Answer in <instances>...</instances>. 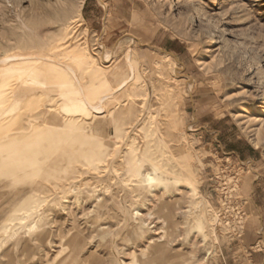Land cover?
I'll list each match as a JSON object with an SVG mask.
<instances>
[{"label": "rangeland", "instance_id": "374dc122", "mask_svg": "<svg viewBox=\"0 0 264 264\" xmlns=\"http://www.w3.org/2000/svg\"><path fill=\"white\" fill-rule=\"evenodd\" d=\"M58 10L65 13L66 22L71 24L69 43L86 44L96 61L110 72L120 69L125 53L132 50L134 77L107 102L104 117L96 120L106 127L102 138L108 143V151L114 153V159L127 154L131 143L142 150L144 133L139 126L152 112L156 126L166 133L163 137L168 144L175 145V149L184 148L186 158L182 162L196 176L203 203L201 207L194 205L185 190L177 186H171L167 193L157 188L150 192L144 183H141L143 190L134 189L125 169L115 172L104 161L95 172L90 165L82 164L85 158L76 156L73 163L81 164L77 163L76 171L68 174L67 182H58L60 187L54 181L42 180L48 197L37 211L49 208V200L60 198L61 190L77 185L76 193H66L73 214H64L51 205L34 230L45 228L48 231L45 241L32 240L24 252L21 245L17 252L11 250L14 263L47 264L59 249L58 229L64 231L76 225L84 237L82 255L93 253L102 259V264H130L131 253L139 262L132 264H144L141 260L147 264H264V0H0V58L19 50L50 53L48 48L64 22ZM80 14L84 21L78 20ZM201 21L208 28L206 25L203 28ZM118 39L121 43L111 61L101 59L97 42L104 41L110 48ZM42 63L50 65L52 60ZM170 63L181 71L172 73ZM3 68L0 65V73H4L0 74V80L8 81L11 73ZM124 75H128L126 70ZM84 77L80 80L88 97L94 95L96 84L98 89L103 88L93 76ZM45 82L47 86H36L23 96L19 112L15 113L12 107L13 112L0 117V121L6 122L18 113L21 115L20 124L0 128V131L8 129L6 138L24 133L27 125L24 119L43 107H53L45 108L47 111L56 110L44 115L46 122L58 118L62 123L79 113L72 112L75 107H68L65 102L64 92L68 89V94H73L71 87L64 88L53 77ZM128 105L136 113L141 111L136 122L132 117L122 119L123 109ZM170 108L179 116L178 135L174 138L170 135L176 131L165 123ZM85 121L91 124V119ZM115 126L120 129L121 138L113 137ZM15 127L18 129L12 130ZM85 134L87 140L94 138L91 132ZM85 139L75 131L57 132L41 141L43 154L36 158L43 159L44 153L56 148L82 155L81 150H92L95 145ZM9 185L0 175V223L26 196L44 195L41 189L36 192L33 186L18 184L17 188L23 191L12 196L14 189ZM75 196L83 197L81 206L71 204ZM96 197L101 205H97ZM164 202H168L169 217L162 212ZM134 209L147 223V230L139 237L129 233L138 222L132 214ZM198 211L206 216L204 238L192 224ZM98 212L104 214L98 221L89 222ZM210 213L216 215L213 226L208 220ZM33 219L32 215L26 223ZM100 228L108 234H101ZM34 231L28 235L32 237ZM161 243L162 254L141 256L145 248L149 255ZM8 247L9 242L0 248L1 264L9 259L5 260L3 255Z\"/></svg>", "mask_w": 264, "mask_h": 264}, {"label": "bare ground", "instance_id": "6f19581e", "mask_svg": "<svg viewBox=\"0 0 264 264\" xmlns=\"http://www.w3.org/2000/svg\"><path fill=\"white\" fill-rule=\"evenodd\" d=\"M82 2H84V0H82ZM169 3L171 5L172 2L170 1ZM58 11L60 12V10ZM60 18L62 21H64L62 24L63 26H61L60 33L55 37L54 41L48 48V50H50V53H35L31 52L32 50L26 53L19 50V52L12 51V53H7L0 58V65L5 66V68L3 69L9 70V73L12 74L7 77L8 81L0 80V104H2L3 107V110L0 112V117H3L4 114L9 113L10 111L13 112L12 107L14 108L15 113L19 112V106L22 107L21 102L24 100L23 96L25 94H28L29 91H32V88L36 86H47L45 79H47L48 77H53V79L56 82L60 83V85L64 88L71 87L69 89H73V91H71L73 94H68V89L64 92L65 102L67 103L68 107H75V109L71 110L72 112H79L78 114H76V116L74 115V117H69L62 120V123L58 122V118L50 122H46L44 119H46L47 116L53 114V111H56H47L45 108H48L49 106H46L41 108L40 111L35 112L34 114H31L29 116L27 115V118L24 119L25 122H27V125L24 127V133L11 135L6 138L5 136L8 133V129L0 131V175L4 176L7 179V183L13 186L14 190L11 192L12 196H15L23 191L22 188H17L18 184H26V187L33 186V190L36 192L41 189V191H43L42 193L44 194L43 196L41 195V197L35 194L26 196L17 204L14 210L10 211L7 218L5 217V220L4 218H2L4 221L2 220L3 222L0 223V248L3 247L7 242L11 244V247L6 248L3 252L5 260L6 257H9L6 263L1 261L3 262V264H15L13 259H11V250H18V247H20V245L23 246L22 250L24 252L30 246V242L32 240H39L41 242L45 241L48 231L45 228H40L39 230H37V232H35L34 230L37 227V221L43 218V214L45 212L51 210V205H55L56 207H58L64 214H73L70 208V201L67 194L69 192L76 193L79 187L77 185H71L64 190H61L60 193L62 196L60 198H58L57 200H49V208L47 207L46 210L40 213H38L37 211L40 210V207L44 204V202L47 201L46 198L48 197V193L47 191H45L46 186L41 184V182H43L42 180L46 181L47 183L54 181L53 183H55V186L60 187L61 185H58V182L68 179V174L76 171L77 163L81 164L80 162H75V164L73 163L72 160L76 159V156L79 159L85 158V161L82 164H87V166L90 165V168H92L94 171H97L98 166L100 165L99 163H102L104 161L109 162L115 172H120V170L125 169L130 177L127 178L134 184V189L143 190L144 187H141L143 185L141 183H144L147 185L145 188H147L150 192L157 188L162 193H167L171 186H177L179 187L178 189L182 188V191L185 190V193L190 199H192L194 205H198L199 207H201L203 203V195L198 189L196 176L192 173H189L182 162V159L186 158V156H184V148L181 147L178 148V150L175 149V145L172 146L173 144H168V142L163 137L164 135H166V133L160 130L161 127L159 128L158 126H156V121L152 112L148 113V115L145 117V119H143L139 126V130L144 133V145L142 144V150L138 149L136 146H133L131 143L129 144V150L127 151V154L121 155V159L119 160L114 159V153L108 151V143L105 142L102 138V136L105 135L106 127H101L100 123L96 120L98 118L104 117V114H106L107 102L110 103L111 101L109 100L113 98L118 91L125 89V87L128 86L130 79L134 77L135 65L131 55L132 50L128 49L125 53L124 63L122 62V67L115 70L114 72H110L106 67H103L96 61L86 44L69 43L71 39L69 33L71 24L70 22H66L68 18L65 13H62L60 15ZM72 18L74 17H71V19ZM78 20L84 21L81 14L80 19ZM200 23L204 28L206 24H204L202 21ZM129 41H131V39H129ZM103 42H97L100 47L101 59L105 60L106 62H110L116 52V49L119 47L121 40L118 39L112 44L110 48H107L108 46L106 47ZM44 60H52V64L45 65L42 63V61ZM55 64H58V66H56ZM169 67L172 73H178L179 70L176 65L170 63ZM124 70L127 71V76L124 75ZM67 76H69L73 81H71L69 78L66 79ZM84 76H93L95 80H98L100 83H102L103 88L98 89V85L96 84L94 87L96 89L93 92L94 95L88 97L87 95H85L86 93L80 80V78H83ZM78 95L80 97H78ZM49 108L53 109V107ZM123 110L124 111L121 114L122 119L132 117L133 122H136L142 115L141 111L139 113H136L134 111V107L131 105H128V107ZM109 113H112V110L109 111ZM18 114H16L14 118L6 122H4V120H1L0 128L20 124V121L22 119L20 117L21 115L18 116ZM45 114H47V116L44 118ZM166 114L168 121L165 123H167V126L176 131L173 132L170 136L172 138L177 137V121L179 116L177 115L175 109L173 111V109L171 108L166 111ZM28 118L31 119L28 120ZM88 118L91 119L90 125L86 124L87 122L85 121ZM34 120H36L38 124H36ZM87 126H89V130H87ZM17 129L18 128L15 127L12 130ZM21 129H23V127ZM116 130L117 131L115 132L113 137L121 138L122 135L120 129L116 128ZM70 131L78 132L79 135H82L84 139L87 136L85 133L91 132L94 138H91L89 140L85 139V141H94L95 145L92 147L93 149L90 150L91 148H89L86 151L81 150L82 155H78L75 154L72 150L61 149L63 147H60L61 150H58L59 148H56V150L58 151L54 150L53 152L44 153L43 159L36 158L37 155L43 154L41 141L50 137L52 138L57 132L69 133ZM51 144H53V142ZM124 145H126V143H124ZM175 157H179L180 160L174 159ZM144 164H147L145 168H143ZM6 185L7 184H5V186ZM8 193H10V191ZM96 199V202H98L97 205H101L99 200L100 198L96 197ZM75 202L77 203V205L81 206L83 203V197L75 196L73 201H71V204ZM167 208L168 202H164L162 204V212L164 213L165 217L170 216V213L168 212L169 210H167ZM101 214L103 215L104 212H98L94 217L90 218L89 222L93 223L95 221H98V218ZM132 214L134 215V218L138 219V222L130 229L129 233L132 237L142 236V234L147 230V223L141 218L142 214L138 211V209H134ZM32 215L34 216L33 221L30 223H26ZM208 216V220L211 222V226H213V223L216 221V215L214 213H210ZM205 217L202 212H199L194 221H192L193 228L195 229V231L200 233L203 238L206 236ZM100 230H102L101 234H108L104 228H100ZM32 231H34L35 233L32 237H30L28 234H30ZM57 235L59 249L57 250L54 258L51 261L47 262V264H102V259L94 256L93 253H91L89 256L82 255V249L84 247V237H82L81 231L76 225L64 231L58 229ZM153 242V240H149V243ZM163 251L164 244L161 243L160 245L157 244L156 246H154L152 252L149 255L146 253L147 248H145L141 252V256H143V258L147 256L148 258L153 254L155 255L156 252H159L156 255L162 254ZM29 252L32 253L31 250ZM131 254L133 255V260L130 261L132 263H139L138 260L134 259V253ZM131 262L130 264H132ZM141 262L147 264V262L145 263L142 260Z\"/></svg>", "mask_w": 264, "mask_h": 264}]
</instances>
